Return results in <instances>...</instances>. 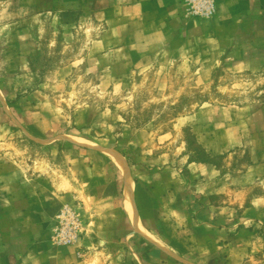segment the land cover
<instances>
[{"label": "rangeland", "instance_id": "374dc122", "mask_svg": "<svg viewBox=\"0 0 264 264\" xmlns=\"http://www.w3.org/2000/svg\"><path fill=\"white\" fill-rule=\"evenodd\" d=\"M82 187L114 264H264V0H0V264Z\"/></svg>", "mask_w": 264, "mask_h": 264}, {"label": "crops", "instance_id": "0c3cea01", "mask_svg": "<svg viewBox=\"0 0 264 264\" xmlns=\"http://www.w3.org/2000/svg\"><path fill=\"white\" fill-rule=\"evenodd\" d=\"M252 169L249 170L251 173ZM126 182V194L125 198L127 199V194H130L132 196V191L130 193L129 188L133 187L132 183L129 182V179H127ZM74 185V184H72ZM79 188V187H77ZM82 190L84 188L82 187ZM98 191V190H97ZM95 191L94 193H90L89 191L86 192L84 190V195L86 198L90 197L91 202H85L84 206L86 207L87 214V224L88 227V234L81 240L79 245L77 247H71V248H64V249H54L52 246H43L42 249H39L34 253L35 251V245H32V247H28L26 251H24V257L22 258V261L24 264H102L104 260L107 261L112 260L110 264H114L116 255H111V251L107 249V247H102V244H126V240H123L125 229L122 228L120 232H122L121 236H114V233L119 232L118 229L112 228V223L107 222L105 220V217L107 213L113 214V222L117 223L121 217L124 216L125 212L124 209H118L116 202L111 201V212L108 210L105 200L101 201V199L95 200L94 196L97 193ZM79 196H75V198H78ZM94 200L99 201L98 205H94ZM133 201V199H132ZM126 203V200H125ZM83 206V203H81ZM134 207V206H133ZM225 209L221 208L220 210H214L215 215H218L220 217V220H218L220 223H218L219 228H224L225 231L231 232L233 231L234 224L232 222V216H233V209L229 207H224ZM125 210H126V204H125ZM127 211V210H126ZM135 211V209H134ZM128 213V212H127ZM249 212L246 213V215ZM126 215V214H125ZM131 216V215H130ZM225 216H229L230 219L227 220V223H230V226H227V224L221 223L224 221L223 218ZM136 217V215H135ZM133 220V219H132ZM133 222L136 225V228L145 236L147 237H153L150 233L146 231V229L143 227L142 221L137 219L136 222L133 220ZM232 223V224H231ZM232 225V226H231ZM218 228V229H219ZM43 237V235H42ZM45 238L48 240V237L45 236ZM43 240V239H42ZM219 242H217L218 244ZM28 244H50L49 240L45 242H41V234L32 235V241ZM81 253V257H79V254Z\"/></svg>", "mask_w": 264, "mask_h": 264}, {"label": "built area", "instance_id": "2783aa9c", "mask_svg": "<svg viewBox=\"0 0 264 264\" xmlns=\"http://www.w3.org/2000/svg\"><path fill=\"white\" fill-rule=\"evenodd\" d=\"M61 217L62 223L56 233L55 241L60 245L71 246L78 242L82 234L81 222L71 209H65Z\"/></svg>", "mask_w": 264, "mask_h": 264}, {"label": "bare ground", "instance_id": "6f19581e", "mask_svg": "<svg viewBox=\"0 0 264 264\" xmlns=\"http://www.w3.org/2000/svg\"><path fill=\"white\" fill-rule=\"evenodd\" d=\"M126 206H127V209H128L129 214L131 215V218L136 222V217H135V211H134V207H133L132 196L130 194H127Z\"/></svg>", "mask_w": 264, "mask_h": 264}]
</instances>
